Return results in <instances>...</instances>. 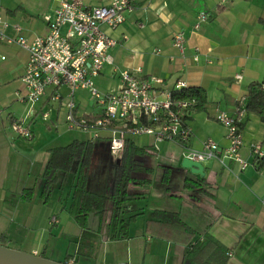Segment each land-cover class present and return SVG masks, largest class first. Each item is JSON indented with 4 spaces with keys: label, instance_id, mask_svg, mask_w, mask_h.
I'll list each match as a JSON object with an SVG mask.
<instances>
[{
    "label": "crops",
    "instance_id": "crops-1",
    "mask_svg": "<svg viewBox=\"0 0 264 264\" xmlns=\"http://www.w3.org/2000/svg\"><path fill=\"white\" fill-rule=\"evenodd\" d=\"M84 2L95 6L106 0ZM132 3L134 9L125 13L121 25L113 30L102 26L117 43L108 50L110 61L94 78L95 85L103 92L116 91L121 85L120 73L128 70L142 79L161 78V84L153 85L159 99L163 97L160 91L175 90L177 81L186 87H200L206 103L201 110L192 108L185 117L192 131L185 146L200 150L203 141L212 138L225 148L226 128L216 119L218 112L235 113L249 84L264 82V0ZM56 5L57 0H0V19L8 23L5 33L16 36L13 27L19 26L20 34L28 40L45 36L48 28L44 16L52 14ZM200 12L207 13L208 18L195 29ZM177 32H184L186 37L183 54L173 46ZM27 58V51L17 44H0V244L56 262L69 258L67 264H184L183 241L164 240L156 247L149 246L148 238L146 243L137 238L130 244L131 237L118 240L105 232L99 234L96 221L88 226L93 246L77 252L82 230L71 206L80 167L74 163L70 170L58 171L49 195L43 197L42 174L50 149L73 141L90 142L86 190L101 195L111 192L122 152L112 154L106 138L92 139L89 133L68 128V87H48L31 107L22 102L19 96L25 93L22 76ZM54 94L60 98L52 99ZM90 98L86 90L75 91L78 116L94 118L101 114L102 107L94 98L91 105ZM15 120L29 127L30 139L13 132ZM241 131L240 154L248 165L242 169L232 159H225L223 164L209 159L201 162L203 175L180 168L184 155L179 143L164 141L154 150L152 136H130L136 146L146 148L152 164L169 169L171 177L167 187L156 185L155 177L146 183H129L134 195L125 203L121 217L150 218L153 210L174 212L195 233L192 241L207 234L225 248V264H264V167H258L259 159L252 151L253 145L264 151V122L244 110ZM139 137L146 138L144 145L136 143ZM146 156L138 160L145 164ZM187 175L204 179L203 191L184 189ZM27 188L34 190L28 199L23 194ZM88 218L99 215L93 211ZM147 246L151 251L145 250Z\"/></svg>",
    "mask_w": 264,
    "mask_h": 264
},
{
    "label": "built area",
    "instance_id": "built-area-1",
    "mask_svg": "<svg viewBox=\"0 0 264 264\" xmlns=\"http://www.w3.org/2000/svg\"><path fill=\"white\" fill-rule=\"evenodd\" d=\"M133 9L132 0H106V3L95 6H88L84 0H57L53 13L44 16L47 34L33 40L21 35L19 26L13 27L16 36L7 35L4 30L8 23L0 19V44L14 43L28 53L22 76L25 93L19 96L21 101L31 107L48 87L56 90L65 86L69 88L65 103L68 128L89 133L92 139L106 138L112 154L121 153L130 136L149 135L153 137L154 150H158L161 142H177L183 147L184 157L190 160L203 162L218 159L223 164L225 159H232L244 169L248 163L240 154L243 101L235 113L219 111L216 116L226 128L228 145L220 148L215 140L206 138L202 148L196 150L185 146L192 134L185 117L196 102L194 99L173 101L171 91H160L163 97L159 99L153 92V85L161 84V78L142 79L123 70L118 90L101 92L95 86L94 78L100 74L104 63L110 61L108 50L117 43L104 32L102 26L111 30L117 28L125 21V13ZM207 18V13L200 12L194 28H199ZM185 41L184 32L173 35V46L180 54L184 53ZM194 60L198 57L194 56ZM184 87L186 84L183 81H177L175 90ZM78 89L86 90L102 107L99 116L87 118L76 114L73 97ZM59 98V94L52 96V99ZM43 117L47 118V114ZM11 128L18 136L25 139L32 137L31 130L21 120L13 121ZM252 151L257 159L264 156L259 145H253Z\"/></svg>",
    "mask_w": 264,
    "mask_h": 264
},
{
    "label": "trees",
    "instance_id": "trees-1",
    "mask_svg": "<svg viewBox=\"0 0 264 264\" xmlns=\"http://www.w3.org/2000/svg\"><path fill=\"white\" fill-rule=\"evenodd\" d=\"M173 101L194 99L193 108L201 110L206 103L205 92L202 88L191 86L171 91ZM243 109L257 115L264 122V82H251L243 101ZM91 144L87 141H73L64 146L50 149V157L42 174V196L49 195L56 182L58 171H68L75 163L80 167L78 180L74 185L71 211L74 220L82 230L78 241L77 252L81 249H90L93 241L88 238V216L91 212L99 215L97 232H105L110 239H126V233H117L120 225L121 231L128 226V220L120 219L125 203L134 195L129 190V183H146L152 177L158 178L156 185L167 187L171 177L169 169L162 165L152 164V159L146 156V148L136 146L129 139L126 140L124 150L119 155L116 165L115 178L109 194H96L86 190V169L89 166ZM146 156L147 163H142L139 157ZM258 167H264V156L258 161ZM155 169V170H154ZM159 172V175H158ZM204 179L194 175H187L183 180L184 189L191 193L203 191ZM32 188L24 190V198L28 199L33 193ZM108 214V218H106ZM136 218L129 217V220ZM146 231L156 233L169 241H183L184 264H225V248L210 235H204L192 241L194 232L184 224L174 212L153 210L150 218H146ZM67 258L64 262L67 264Z\"/></svg>",
    "mask_w": 264,
    "mask_h": 264
},
{
    "label": "water",
    "instance_id": "water-1",
    "mask_svg": "<svg viewBox=\"0 0 264 264\" xmlns=\"http://www.w3.org/2000/svg\"><path fill=\"white\" fill-rule=\"evenodd\" d=\"M118 162V160H117ZM180 168L189 170L190 173L203 175V165L201 162L190 160L184 157ZM0 264H65L52 261L50 259L12 249L0 244Z\"/></svg>",
    "mask_w": 264,
    "mask_h": 264
},
{
    "label": "rangeland",
    "instance_id": "rangeland-1",
    "mask_svg": "<svg viewBox=\"0 0 264 264\" xmlns=\"http://www.w3.org/2000/svg\"><path fill=\"white\" fill-rule=\"evenodd\" d=\"M98 90L103 92L99 88H98ZM90 100H91L90 101L91 105H93L94 104L93 97H91ZM55 132L56 131H54V133ZM136 143L139 144V145H144L146 143V138L145 137H139V138L136 139ZM114 165L115 164L113 163L112 167H114ZM120 219H123L125 221L128 220V226H127L126 232H125V230L121 231V228H120L121 224H120L117 227L116 232L118 231L117 233H126V235L128 237H131L130 239H133V240H132V242L130 244H134V242L137 240V238H139V240H137V241H141L142 243H146V238H148L151 241L149 246H151V244L152 245L156 244L155 245L156 247L158 246V244L161 243V241H164V240L165 241H169L168 239H165V238L161 237L160 235L157 236L156 233L153 234V232L146 231V218H136L135 220H129V218H120ZM95 221H96V227H97L98 226V218H88V226H91ZM170 242H173V241H170ZM170 244H172L171 246L173 248L175 247L174 243H170ZM144 248H145V246L143 244V249L142 250H144ZM145 250L149 251L150 247L147 246ZM147 256L149 257V255H147ZM139 259H141V255L139 256ZM76 264H94V263L81 262V263H76Z\"/></svg>",
    "mask_w": 264,
    "mask_h": 264
}]
</instances>
